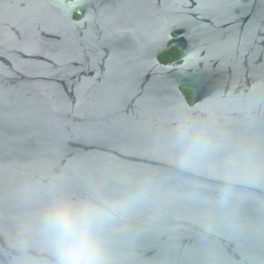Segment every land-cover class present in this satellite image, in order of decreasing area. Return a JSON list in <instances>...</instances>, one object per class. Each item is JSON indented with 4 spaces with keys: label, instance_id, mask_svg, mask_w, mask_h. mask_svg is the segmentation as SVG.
I'll return each mask as SVG.
<instances>
[{
    "label": "water",
    "instance_id": "1",
    "mask_svg": "<svg viewBox=\"0 0 264 264\" xmlns=\"http://www.w3.org/2000/svg\"><path fill=\"white\" fill-rule=\"evenodd\" d=\"M57 202L108 264H264V0H0V264Z\"/></svg>",
    "mask_w": 264,
    "mask_h": 264
},
{
    "label": "clouds",
    "instance_id": "2",
    "mask_svg": "<svg viewBox=\"0 0 264 264\" xmlns=\"http://www.w3.org/2000/svg\"><path fill=\"white\" fill-rule=\"evenodd\" d=\"M178 142L186 148V156L203 148L197 138L181 132ZM110 211L90 203L73 205L54 203L42 217V228L56 256L57 264H108L101 236V225Z\"/></svg>",
    "mask_w": 264,
    "mask_h": 264
},
{
    "label": "trees",
    "instance_id": "3",
    "mask_svg": "<svg viewBox=\"0 0 264 264\" xmlns=\"http://www.w3.org/2000/svg\"><path fill=\"white\" fill-rule=\"evenodd\" d=\"M179 55V52L177 49L173 48V49H170L169 51L163 53L160 57H159V60L160 62L162 63H169V61H171L172 59H175L176 57H178ZM184 91V94L186 95V98L189 102H191V93L186 91V90H183Z\"/></svg>",
    "mask_w": 264,
    "mask_h": 264
},
{
    "label": "flooded vegetation",
    "instance_id": "4",
    "mask_svg": "<svg viewBox=\"0 0 264 264\" xmlns=\"http://www.w3.org/2000/svg\"><path fill=\"white\" fill-rule=\"evenodd\" d=\"M77 19L79 18V15L78 14H76V16H75ZM111 27H112V25H110ZM176 49V48H175ZM178 50V49H177ZM178 52H179V55H178V57H176L175 59H172L171 61H169V63L170 62H174V61H176V60H178V58H179V56H180V51L178 50Z\"/></svg>",
    "mask_w": 264,
    "mask_h": 264
}]
</instances>
